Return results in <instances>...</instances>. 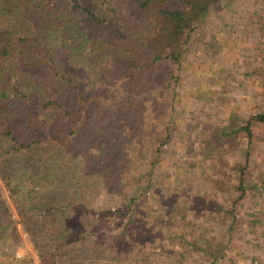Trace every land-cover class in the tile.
I'll list each match as a JSON object with an SVG mask.
<instances>
[{"label":"trees","instance_id":"1","mask_svg":"<svg viewBox=\"0 0 264 264\" xmlns=\"http://www.w3.org/2000/svg\"><path fill=\"white\" fill-rule=\"evenodd\" d=\"M222 2L0 0V264H34L27 251L15 255L23 246L17 224L37 264H150L155 256L151 243L184 242L185 213L196 209L187 207L184 197L169 190L170 197L150 198V211L160 222L157 230L139 210L142 194L162 185L152 172L162 146L171 140L167 122L151 125L148 118L152 110L161 116L167 104L158 97L176 101L177 71L192 35L211 7ZM94 77L103 80L98 92ZM99 99L115 103L102 122H131L128 139L120 131L116 149L100 142H109L111 135L102 138L104 132L85 125L101 112ZM257 122H264L263 114L221 134L234 142L240 159L234 166L231 207L248 194L264 192V173L253 180L248 164ZM157 132L162 133L159 142ZM226 139L215 143L222 147ZM111 141L114 145L118 139ZM130 160L131 169L135 164L149 175L145 182L134 181L137 171L129 170ZM125 184L131 193L122 196V207L111 209L100 200L94 205L100 194L117 195L118 185ZM212 186L225 192L223 183ZM161 208L167 217L159 214ZM166 218L178 221L181 230L171 226L163 233Z\"/></svg>","mask_w":264,"mask_h":264},{"label":"rangeland","instance_id":"2","mask_svg":"<svg viewBox=\"0 0 264 264\" xmlns=\"http://www.w3.org/2000/svg\"><path fill=\"white\" fill-rule=\"evenodd\" d=\"M195 32L177 71L176 101L158 97V101L167 103L161 116L157 110L149 113L151 125L157 122L169 124L171 140L162 146L164 152L158 155V166L156 163L152 172V177L161 180L162 185L142 194L144 203L141 202L139 210L151 230H157L160 222L150 211L153 202L150 198L158 195L165 199L170 197V190L179 198L184 197L187 207L196 209L192 214L189 210L185 213L184 217L189 221L184 228L186 235L182 244H170L163 239L149 245V251L155 255L149 259L150 264L177 261L179 264H264V192L248 194L231 207L230 188L236 176L234 166L240 159L234 142L221 135L243 125L249 117L264 115V0H223L222 4L211 7L205 22ZM94 79V89L98 92L103 80ZM157 92L161 94L162 89L157 87ZM97 105L101 112L85 125L104 132L102 138L109 134L111 140L118 139L114 145L111 140L100 139L101 143L116 149L122 139L119 132L124 130L128 139L126 128L130 127L131 131V122H119L114 126L108 119L102 122L100 118L114 110L115 103L99 99ZM153 130L156 133L159 127L155 125ZM252 131L248 164L250 177L255 180L264 173V122H257ZM157 133H160L159 142L162 133ZM88 135H91L89 130ZM225 139L228 143L222 147L215 143ZM245 142L243 139L242 143ZM128 155L131 156V150ZM149 157L142 162L147 163ZM129 164L130 171H137L134 181L145 182L149 175L141 174V168L135 164L131 169V160ZM214 181L223 183L225 192L212 186ZM118 192L117 195L98 194L94 205L100 200L111 209L122 207L125 201L122 196L130 195L131 186L118 185ZM6 205L13 209L7 200ZM159 214L167 217L169 212L161 208ZM253 218L259 219L260 223H251ZM164 223L163 233L167 232V227L172 226L178 231L182 228L178 221L170 222L166 218ZM15 227L23 244L16 249L15 255L27 251L37 264L36 253L25 232L20 224ZM3 239L12 244L9 235ZM2 244L5 245L4 241Z\"/></svg>","mask_w":264,"mask_h":264}]
</instances>
